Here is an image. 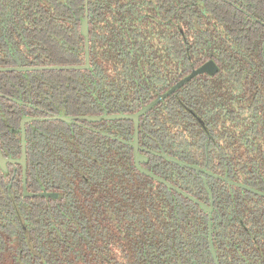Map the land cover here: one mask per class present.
<instances>
[{
	"label": "flooded vegetation",
	"instance_id": "flooded-vegetation-1",
	"mask_svg": "<svg viewBox=\"0 0 264 264\" xmlns=\"http://www.w3.org/2000/svg\"><path fill=\"white\" fill-rule=\"evenodd\" d=\"M0 2V264H264V160L170 148L184 78H122L86 9Z\"/></svg>",
	"mask_w": 264,
	"mask_h": 264
},
{
	"label": "trees",
	"instance_id": "trees-1",
	"mask_svg": "<svg viewBox=\"0 0 264 264\" xmlns=\"http://www.w3.org/2000/svg\"><path fill=\"white\" fill-rule=\"evenodd\" d=\"M8 4L17 9L16 1ZM52 4L55 9L68 4L74 15L90 12L91 38L99 29L106 58L113 63L116 56L122 62L118 66L122 78H166L167 90L184 78L175 89L178 105L174 94L165 101L164 121L173 124L166 128L171 149L185 156H230L248 176L262 163L264 0H52ZM115 36L121 43L111 50ZM96 41L90 45L95 57ZM129 57L135 58L131 68L123 65ZM208 59L214 61L215 71H200ZM106 65L101 74L110 76ZM155 116L159 121L161 115Z\"/></svg>",
	"mask_w": 264,
	"mask_h": 264
},
{
	"label": "water",
	"instance_id": "water-1",
	"mask_svg": "<svg viewBox=\"0 0 264 264\" xmlns=\"http://www.w3.org/2000/svg\"><path fill=\"white\" fill-rule=\"evenodd\" d=\"M199 70L200 71H210V72H213L215 70V65H214L213 61H209V62L205 63ZM130 117L135 118V120L137 121V116H130Z\"/></svg>",
	"mask_w": 264,
	"mask_h": 264
}]
</instances>
